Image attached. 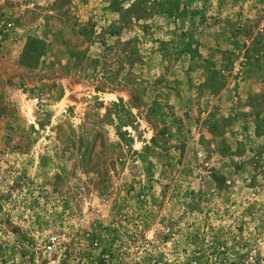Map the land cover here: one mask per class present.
<instances>
[{"label": "rangeland", "instance_id": "obj_1", "mask_svg": "<svg viewBox=\"0 0 264 264\" xmlns=\"http://www.w3.org/2000/svg\"><path fill=\"white\" fill-rule=\"evenodd\" d=\"M0 263L264 264V0H0Z\"/></svg>", "mask_w": 264, "mask_h": 264}, {"label": "built area", "instance_id": "obj_2", "mask_svg": "<svg viewBox=\"0 0 264 264\" xmlns=\"http://www.w3.org/2000/svg\"><path fill=\"white\" fill-rule=\"evenodd\" d=\"M0 264H2V263H0ZM3 264H5V263H3Z\"/></svg>", "mask_w": 264, "mask_h": 264}]
</instances>
